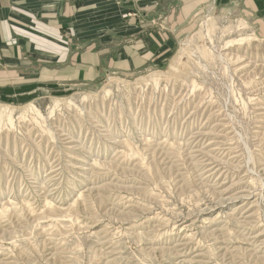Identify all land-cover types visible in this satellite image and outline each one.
<instances>
[{
  "label": "rangeland",
  "instance_id": "rangeland-1",
  "mask_svg": "<svg viewBox=\"0 0 264 264\" xmlns=\"http://www.w3.org/2000/svg\"><path fill=\"white\" fill-rule=\"evenodd\" d=\"M231 1L142 70L0 84V264H264V16Z\"/></svg>",
  "mask_w": 264,
  "mask_h": 264
},
{
  "label": "crops",
  "instance_id": "crops-1",
  "mask_svg": "<svg viewBox=\"0 0 264 264\" xmlns=\"http://www.w3.org/2000/svg\"><path fill=\"white\" fill-rule=\"evenodd\" d=\"M209 1L0 0V84L45 73L89 82L153 66ZM231 6L264 16V0ZM163 17L171 29L151 25Z\"/></svg>",
  "mask_w": 264,
  "mask_h": 264
}]
</instances>
